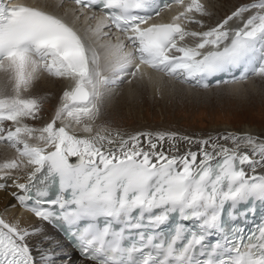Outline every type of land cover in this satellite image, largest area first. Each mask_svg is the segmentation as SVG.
I'll use <instances>...</instances> for the list:
<instances>
[{
	"label": "snow or ice",
	"instance_id": "1",
	"mask_svg": "<svg viewBox=\"0 0 264 264\" xmlns=\"http://www.w3.org/2000/svg\"><path fill=\"white\" fill-rule=\"evenodd\" d=\"M75 3L92 6L85 0ZM102 7L134 48L120 54L124 43L112 46L116 60L110 70L116 75L127 74L138 59L132 76L147 65L168 77L195 80L205 88L208 84L202 82L207 77L233 68L242 71L226 83L246 81L249 75L264 77V0L240 6L203 32L183 26H203L189 15L208 14L199 0H190L172 22L148 27L142 25L151 16L142 13L154 11L156 0H102ZM245 13L250 15L243 27H228ZM105 26L100 21L95 31ZM186 37L199 42L194 47L182 45ZM0 71L9 75L15 92L0 97V141L9 142L34 166L29 183L17 185L27 195L17 199L37 217L60 220L74 229L71 235L94 264H264V223L247 234L240 223L246 224L255 214L257 202L264 203V174H256L257 166L264 167V141L231 133L196 141L164 132L125 136L104 125L97 126L94 135L71 132L72 125L65 119L82 125L85 133L94 132L106 86L114 80L104 74L97 53L69 22L41 7L0 0ZM42 72L76 83L64 92L51 122L36 128L21 121L36 119L40 102L21 93ZM4 121L18 126L3 135ZM166 139L198 143L201 149L170 155L162 148ZM220 139L231 141L236 149L241 143L251 145L250 151L259 159L219 144ZM214 153L220 157L215 163ZM21 163L16 159L0 163V171L17 169ZM53 185H58L59 195L47 199ZM33 192L35 206H30ZM165 226L170 227L169 233L163 231ZM33 235L34 231L0 218V264H37L28 243ZM214 235L218 238L208 244Z\"/></svg>",
	"mask_w": 264,
	"mask_h": 264
},
{
	"label": "bare ground",
	"instance_id": "2",
	"mask_svg": "<svg viewBox=\"0 0 264 264\" xmlns=\"http://www.w3.org/2000/svg\"><path fill=\"white\" fill-rule=\"evenodd\" d=\"M28 1L32 2L33 5L42 7L50 12L62 16L65 20L70 21L72 23V26L75 27L76 30L81 34L82 38L89 46V48L93 49L99 56L100 65L102 70L104 71V74L114 80V83L106 86L103 103L101 105L102 114L100 118L94 122L93 133H85L82 131V125H76L69 119L64 120V123L72 125L69 130L71 132H74L78 136L94 135L95 131L97 130V126H105L107 121H114L115 118H128V116L130 117L131 114H137L140 118L139 120H147L145 119V115L143 114V112L137 109V107H139L140 105L139 103H144V98H148V101L150 103H164L165 105H167L169 101H176L178 100V98L180 99L181 97H183V93L181 92H190L191 94L195 93L198 95L200 93L204 94L211 93L215 90H222L229 91L230 93L236 94L238 96H243V88L245 87V85H254L258 77V75H255L251 78H248L246 81H238L236 83L227 85L223 84L218 87H211L208 88L209 90H201L200 88L187 85L177 78L168 77L163 72L156 71L151 67L144 65L143 68L140 69V73H138L136 76L131 75V72L134 71V68H129L127 76H124V79L119 81L118 79L122 75H116L114 72H112L110 70V65L113 62L112 58H116V55L112 57V52L114 51V49L112 50L111 48L113 45H117L121 42L108 35L107 28H103L99 33L95 31L99 22L96 16L93 15V12H85L81 8L76 7L69 0ZM216 1L219 2L220 0H199V2L205 6L206 10L209 9V11L214 9V5L215 3H217ZM188 3H190V0L184 2L182 6L176 7L175 12L179 14L180 12L184 11ZM207 13V18L213 20L212 22H214L215 17H211L212 12L210 13L207 10ZM189 15L195 17V13H191ZM249 15L250 13H245L243 19H233L229 22L228 27L231 29H238L243 27V24ZM195 19L197 18L195 17ZM200 20L203 22V26L194 23L184 24L183 26L186 28V30L189 31L203 32L206 30L205 26L208 20ZM218 24L219 22L216 20V25ZM216 25H214V27H216ZM196 40L197 38L186 37V39L184 41H181L180 43L182 45L194 47L196 44ZM122 42L125 46L124 40ZM126 48V51H121V54H123L124 52H130L131 47L127 46ZM75 83L76 82L71 78L56 77L48 74L47 72H42L39 74V78L36 79L26 91H22L21 95L23 98L43 96L54 104L53 111H51V114L49 116H45L44 119H42V126L39 128H42L47 123L51 122L55 115L56 109L62 103L64 92L71 91L75 87ZM13 95H15L14 82L10 79L7 73L0 71V97H8ZM145 95L148 97H146ZM4 123L5 121L3 122L2 126H4ZM21 123L29 124L30 118H24ZM12 126V130H14L18 125L12 122ZM57 126H60L59 121L57 122ZM148 126V124L141 122L139 126L124 128L118 131H120L122 135L129 136L131 135V133L135 134L143 129L148 128ZM105 127L112 133L118 132L117 130L112 129L110 126ZM230 128L231 127L229 126L213 128V133L216 136H223V134L227 133L228 130L231 131V134L241 136L252 135L258 138V142L264 141V131L256 127L245 125L243 126V128L237 131L233 127L231 129ZM6 134L7 132L3 133V135ZM29 142L32 144L37 143V141L35 140H30ZM242 144L243 143H241L240 146ZM172 145H169L168 143H162L163 151L170 155H183L189 150L196 152L197 150H199L198 147H177ZM224 146L236 149V145L229 141H227ZM251 148V145L247 146L246 148H244L245 152H247L249 156H253L252 159H259L258 156H254L252 154V152L250 151ZM236 150L239 153L243 154L242 152H240L241 149ZM214 156L215 159L219 157V155L216 153H214ZM200 158L201 157L198 155V161ZM13 159L22 162L19 168L14 170H5L8 172L7 175H5V171H0V183L5 185L4 188H0V218L9 223H18L21 227L35 232V235L28 238V243L33 248V256L37 264H94L75 255L70 260L64 259L65 256L60 250V247L63 246V243L59 236L55 234V231L47 224H45L41 219L37 218V216L22 210V204L18 201L17 196L26 195V193L23 192V190H21L19 187H17V185L20 183H29L28 177L34 166L28 165L27 158L20 156L16 148H14L9 142L0 141V163L11 161ZM70 159L74 160L75 158L72 157ZM244 168L246 173H248L249 175L252 174L249 165L245 164ZM256 174H264V167L257 166ZM42 256L44 258H42ZM50 258H53L52 263L49 260Z\"/></svg>",
	"mask_w": 264,
	"mask_h": 264
},
{
	"label": "rangeland",
	"instance_id": "3",
	"mask_svg": "<svg viewBox=\"0 0 264 264\" xmlns=\"http://www.w3.org/2000/svg\"><path fill=\"white\" fill-rule=\"evenodd\" d=\"M253 2H255V0H220L215 3L213 10L209 11V9H207L208 12H212L211 17H215L214 22H212L213 20L208 19L206 15L202 16L199 13H195V17L199 20H208L205 26V31H208L216 25V20L221 23L240 6ZM198 42L199 40L197 39L195 43ZM181 93H183V97L180 99L178 98L176 101L171 100L167 105L164 103H150L148 98H144V103H139L140 105L137 109L143 112L145 119L147 120H139L140 118L137 114H131L128 118H115L114 121H107L105 126H110L112 129L118 131L124 128L139 126V124L143 122L149 126L148 128L139 131L141 133H176L177 136L189 137L192 141L210 138L215 139L217 136L222 137L221 135L216 136L213 133V128H221L223 126L233 127L237 131L245 125H250L264 131V77L258 76L255 84L252 86L245 85L243 88V96H238L229 91L222 90H215L211 93L204 94L200 93L198 95L195 93L191 94L190 92ZM34 98L40 102L41 107L37 118L30 119L28 125L39 128L42 126V119H44L45 116H49L51 111H53L54 104L43 96H36ZM12 127L11 122L8 121L5 123L4 129L8 130L12 129ZM6 132L7 131H5V133ZM229 133H231V131L227 130V133H224L223 136ZM131 135L133 134L131 133ZM217 142L221 145L227 143V141H224L223 139H220ZM163 143H168L169 145L173 144L172 146L177 147H198V153L201 149L200 144L185 140L171 142L166 139ZM247 146L249 145L242 144L238 149H241L240 152L245 153L244 148ZM204 147L212 152L210 147ZM250 158L252 159L253 156H250ZM49 260L51 263L53 262V258H50Z\"/></svg>",
	"mask_w": 264,
	"mask_h": 264
}]
</instances>
